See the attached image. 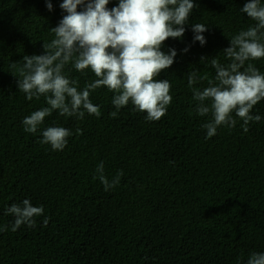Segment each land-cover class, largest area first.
<instances>
[{
  "label": "trees",
  "instance_id": "obj_1",
  "mask_svg": "<svg viewBox=\"0 0 264 264\" xmlns=\"http://www.w3.org/2000/svg\"><path fill=\"white\" fill-rule=\"evenodd\" d=\"M62 2L51 0L49 12L45 0H0V226L7 227L0 264H247L252 252H264V100L254 106L261 120L248 132L236 117L235 127L207 138L203 125L211 114L197 115L188 86L192 71L207 77L194 88L215 81L212 58L230 62L223 53L229 40L256 23L240 11L247 0H193L199 8L185 35L161 48L177 56L158 76L170 81L173 97L159 121H148L131 101L113 117L115 93L101 87L90 94L99 117L53 112L32 134L23 119L48 105L18 91L19 73L10 65L44 53L54 38L49 30L66 14ZM193 23L208 26L203 46L193 43ZM247 63L264 74V58ZM64 71L79 90L97 79L71 63ZM55 126L73 132L63 151L41 143L43 130ZM101 163L109 182L123 171L108 191L97 172ZM24 199L44 213L34 217L35 227L13 232L15 218L6 210Z\"/></svg>",
  "mask_w": 264,
  "mask_h": 264
},
{
  "label": "clouds",
  "instance_id": "obj_2",
  "mask_svg": "<svg viewBox=\"0 0 264 264\" xmlns=\"http://www.w3.org/2000/svg\"><path fill=\"white\" fill-rule=\"evenodd\" d=\"M109 2L63 0L60 8L66 14L49 30L54 38L43 45L44 53L24 55L21 61L10 65L19 73L18 91L29 101L43 96L48 105L23 119L25 132L35 134L53 112L77 119H83L85 113L99 117L100 108L92 103L90 94L101 87L115 93L113 117L130 101L139 112L146 113L148 121H159L166 115L173 99L169 94L172 85L167 79L159 80L158 76L173 65L177 51L169 49L165 53L161 48L169 38H183L185 25L199 5L193 0H118V4L109 9ZM45 4L51 12V0H45ZM240 11L256 23L229 40L230 46L223 50L229 63L222 64L215 57L211 59L216 71L215 81H209L208 87L199 90L193 85L207 77L199 76L197 71L188 74V86L197 102V115L211 114V119L203 125L207 138L215 136L221 126L235 127L236 117L243 121L241 126L245 133L250 122L261 120L252 110L264 100V74L252 63H247L246 67L245 64L264 58V3L247 0ZM191 30L193 43L205 45L203 33L208 31V26L193 23ZM188 50L185 48L183 52ZM208 59L202 57L201 63ZM69 63L78 72L90 69L97 79L79 90L78 81L64 71ZM206 101L211 103L206 104ZM76 134L82 135V130L77 128ZM72 135V130L62 126L47 127L42 132L41 143L50 145L54 151H63ZM97 172L105 191L117 186L123 176L121 170L109 182L103 163ZM43 213V206H32L29 199H24L22 204H12L6 210L7 215L15 218L13 232L21 225L35 227L34 217ZM48 223L49 218L45 217L43 224ZM2 231H7V227L0 226ZM247 264H264V252H252Z\"/></svg>",
  "mask_w": 264,
  "mask_h": 264
}]
</instances>
